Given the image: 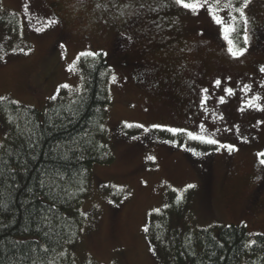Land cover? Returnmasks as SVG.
<instances>
[{"label":"rangeland","instance_id":"obj_1","mask_svg":"<svg viewBox=\"0 0 264 264\" xmlns=\"http://www.w3.org/2000/svg\"><path fill=\"white\" fill-rule=\"evenodd\" d=\"M227 2L221 0V5ZM231 3L241 7L243 1ZM0 5L19 18L17 31L0 28V102L43 110L53 101L73 99L86 87L82 60L90 56L82 52L103 54L116 77L111 80L112 105L106 110L103 138L114 160L93 168L90 194L82 206L86 225L74 250L77 262L90 258L97 264H175L177 240L174 233L167 236L164 224L187 235L179 214L196 230L244 225L253 237L264 235V204L258 203L264 196V164L257 155L264 152V111L245 106L257 94V103L264 105V38L259 33L264 0H250L245 9L249 42L241 46L247 51L239 58L228 52L224 34L207 9L193 14L174 0H0ZM148 12L152 22L145 18ZM220 14L235 15L236 26L243 22L231 9ZM53 19L59 22L48 24ZM244 30L245 25L242 40ZM239 36L230 34L236 47ZM174 41L182 48L177 94L176 75L168 66L179 58L167 52ZM149 50L151 57L167 64L162 74L169 85L160 102L150 81L154 69L149 74L140 68L138 77L133 74L137 67L131 68ZM245 84L252 86L250 92L241 91ZM229 87L235 95L224 91ZM205 96L207 103L201 107ZM220 96L225 103L219 102ZM168 128L186 129L185 137L166 136L162 131ZM187 131L211 134L236 150L192 140ZM8 135L0 114V148ZM153 217L157 227L152 229Z\"/></svg>","mask_w":264,"mask_h":264},{"label":"trees","instance_id":"obj_2","mask_svg":"<svg viewBox=\"0 0 264 264\" xmlns=\"http://www.w3.org/2000/svg\"><path fill=\"white\" fill-rule=\"evenodd\" d=\"M0 28H19V18L1 5ZM236 28L241 47L244 23ZM82 61L86 87L73 99L53 101L43 110L0 102L9 127L0 148V264H97L90 258L77 262L74 250L86 225L82 206L93 168L114 160L103 140L112 73L103 54ZM179 218L185 219L187 235L164 224L167 236L174 233L177 240L175 264H264L263 234L253 237L244 225L196 230L185 215ZM155 222L153 217L152 229Z\"/></svg>","mask_w":264,"mask_h":264},{"label":"snow or ice","instance_id":"obj_3","mask_svg":"<svg viewBox=\"0 0 264 264\" xmlns=\"http://www.w3.org/2000/svg\"><path fill=\"white\" fill-rule=\"evenodd\" d=\"M250 2V0H243V4L241 7H235L232 3L231 0H228L227 3H223L221 5V0H174V3L177 5H180L183 9L189 11L190 13L193 14H198L201 10L203 9H207L208 14L211 16L212 21H214L215 25L219 26L221 31L224 34V39L227 41L229 47H228V52L234 57V58H239L241 56L244 55V53L247 51L246 47H239L237 48L235 46L234 40L232 38H230V34L236 33L237 32V28H236V22H237V17L235 15H229L228 18H226L225 16L221 15L220 13L224 11V9H231L232 11L239 13V17L243 20V23L245 25V30H244V35H243V41L244 44L247 45L249 42V34L247 31V25L249 24V18L245 13V9L248 6V3ZM99 6V5H98ZM59 21L53 19V20H49L48 24H55L58 23ZM43 29L41 28H37L36 31L40 32ZM20 51H23V49H20ZM81 56H90V57H96L99 55V53H95V52H82L80 54ZM0 59H3L2 56H0ZM260 71L262 73H264V67L260 68ZM113 80L116 79L115 76L112 77ZM216 86H220L221 85V81L219 79H217L215 81ZM64 88H67L68 85H63ZM262 87H264V85H262ZM252 90V86L250 84H245L243 85V88L241 89V91L247 93L250 92ZM224 91L227 92V94L229 96L235 95L234 89L229 87L226 88ZM204 93H208V89L205 88L203 89ZM54 98V97H53ZM261 100V96L259 94L255 95L251 100H247L246 101V107L248 108H255L256 110L259 111H264V105H262L261 103H257V101ZM219 102L221 104L225 103V97L224 96H220L219 98ZM207 103V97L205 96L204 100L201 101V107H204V105ZM205 111H208L207 108L204 109ZM240 111H244V108L241 107ZM213 120L217 119V116L215 114H213L212 116ZM218 119L223 120V116L220 115L218 117ZM127 127H132L131 124L127 125ZM137 127L139 128H144L143 125H137ZM154 128H160V125H153ZM168 132L172 133L173 135L177 134V133H182L185 132L186 129L183 128H168L166 129ZM145 131H148V129H145ZM205 131L204 127H201V132L203 133ZM217 131H219V129H217ZM237 133H239V127L237 126L236 128ZM187 136L192 139V140H199L202 141L204 143H208V144H212V145H219L220 148H224L227 149L228 151H233L236 150L235 146L232 144H223L221 143L218 139L212 138V135H208L207 137L204 135H197L194 134L191 131H187ZM135 139V137H134ZM243 139L246 141L247 137H243ZM165 143H172L175 144L177 143V141L175 140H168L165 141ZM190 151H193L195 153V155L200 156L201 153L200 152H196L194 149H189ZM258 156L264 157V152L258 153ZM149 160H154L155 157L153 156H148L147 157ZM261 164H264V159H261L260 161ZM188 188H192L194 187V185H188ZM182 199V194L181 196H177L176 197V201L177 203L180 202V200ZM165 207H168V205H165ZM156 212H159V209L155 210ZM145 232H148V228L145 227L144 228ZM254 243V242H253Z\"/></svg>","mask_w":264,"mask_h":264},{"label":"flooded vegetation","instance_id":"obj_4","mask_svg":"<svg viewBox=\"0 0 264 264\" xmlns=\"http://www.w3.org/2000/svg\"><path fill=\"white\" fill-rule=\"evenodd\" d=\"M153 17V14L148 12L147 14H145V18L152 22L153 20L151 19ZM163 24H160L158 25V27H162ZM259 33L261 34L262 38H264V24L259 28ZM158 43H161L163 42V39H160L159 41H157ZM172 50V51H167L168 53H171L169 56H176L179 58V60H177L178 62L176 64L173 65V67H169L168 66V69L169 71L171 70L173 74H175V84H174V89H175V93L177 92L178 90V87L181 83V75H182V66H181V63H182V58H181V46L174 41V43L170 44L168 46V50ZM152 56V52L149 50L147 52V58L144 60V61H141V62H135L131 65V68L132 66L134 67H137L135 68V73H133L134 75L136 74V76L140 75L141 76V73H140V68L141 69H144V71H147V73L150 74V71L154 69V73H151L150 75V81L153 83L152 87L155 89V92H156V99L158 102L162 101L164 96H165V93L167 91V87L169 84L168 83V77L165 76L164 74H162L163 72L162 71H167V64L166 62H163L162 60L158 59V58H153L151 57ZM129 67V64L125 65V68H128ZM164 67L166 69H164ZM138 69V72H136V70ZM138 76V77H140ZM147 76H146V80H147ZM176 84H178V86H175ZM137 88V87H136ZM177 94V93H176ZM258 203L260 204H264V196L261 197V199L259 198L258 200ZM262 208V206H259Z\"/></svg>","mask_w":264,"mask_h":264}]
</instances>
